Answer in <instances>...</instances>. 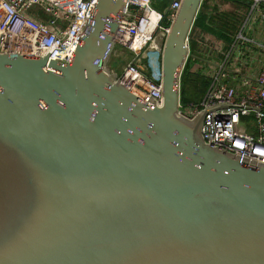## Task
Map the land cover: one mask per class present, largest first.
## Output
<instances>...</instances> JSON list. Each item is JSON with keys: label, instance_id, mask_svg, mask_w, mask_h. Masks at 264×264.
Here are the masks:
<instances>
[{"label": "water", "instance_id": "water-1", "mask_svg": "<svg viewBox=\"0 0 264 264\" xmlns=\"http://www.w3.org/2000/svg\"><path fill=\"white\" fill-rule=\"evenodd\" d=\"M202 4L182 0L154 108L108 67L128 0L98 1L68 64L0 52V264H264V163L179 109Z\"/></svg>", "mask_w": 264, "mask_h": 264}, {"label": "built area", "instance_id": "built-area-1", "mask_svg": "<svg viewBox=\"0 0 264 264\" xmlns=\"http://www.w3.org/2000/svg\"><path fill=\"white\" fill-rule=\"evenodd\" d=\"M98 1L0 0V52L29 57L48 55L61 64L72 62L93 22ZM154 1L158 0H128L126 17L118 13L109 17L110 22L119 25L118 32L113 33L109 25L104 29L106 37L113 35L116 45L132 54L121 73L109 67L111 72L151 108L163 104L162 67L156 70L151 62L161 60L165 41L182 5V0H170L159 10L153 6ZM246 1L249 9L244 22L231 49L223 54L222 63L216 61L221 63L219 71L210 72L211 81L198 103L182 102L180 80L179 109L188 118L205 113V141L247 160L246 166L251 167V163H264V58L256 71L235 72L227 64L237 44L238 47L245 42L257 43L264 35V0ZM187 43L190 56V37ZM260 45L264 47L263 42Z\"/></svg>", "mask_w": 264, "mask_h": 264}, {"label": "rangeland", "instance_id": "rangeland-1", "mask_svg": "<svg viewBox=\"0 0 264 264\" xmlns=\"http://www.w3.org/2000/svg\"><path fill=\"white\" fill-rule=\"evenodd\" d=\"M157 2L158 1H154L153 6L160 9L158 7L160 4L158 5ZM247 3L248 1L246 0H207L203 4L201 12V21L203 25L198 28L200 30V36L198 40L196 36L197 48L195 51H191L189 56L191 57V54L196 56L191 59L193 67V69H191V72L193 73L191 74V78H197V80H199L197 88L189 90L193 94H198L201 91L202 86L204 87L201 82L202 80H205L204 82H206V74L210 69L215 72L219 71L223 54L227 51V49L221 48L223 45L222 40H226V42L229 43L228 41L233 39V37L237 34L249 9L246 5ZM115 51L116 52H114L111 56L108 67L111 69L113 68L116 73L119 74L121 73L123 66L131 59L132 54L120 45H116ZM213 55H215V57H213ZM213 58H217V61L221 63L216 64V62H213V64H208L203 60L206 59V61H209V59ZM161 62L162 58L161 60L151 62V66L158 70L162 67ZM228 69L236 72L233 64H230ZM201 96L202 94H200L199 97L198 95L188 97L193 98L195 100H193V104H195L199 102L198 100H200Z\"/></svg>", "mask_w": 264, "mask_h": 264}, {"label": "crops", "instance_id": "crops-1", "mask_svg": "<svg viewBox=\"0 0 264 264\" xmlns=\"http://www.w3.org/2000/svg\"><path fill=\"white\" fill-rule=\"evenodd\" d=\"M167 5L170 3V0H165ZM241 1V0H240ZM159 5V2H157ZM249 3V2H248ZM246 4L247 6L249 4ZM166 5V6H167ZM164 6V8L166 7ZM163 8V9H164ZM45 16V15H43ZM198 33V34H197ZM197 36V40L199 39L200 36V30L197 29V32L195 34V38ZM222 47L223 49H227V52L229 51L228 49H231L232 44L234 43V37L231 41V43H227L226 40H222ZM264 43V35H261L257 43H241L239 46L235 49L234 55L229 58L227 61L228 66L230 64H233L234 70H242V71H256L260 63L262 62V59L264 58V47H262L260 44ZM208 48V47H207ZM209 52V51H208ZM211 52V50H210ZM215 57V55H213ZM206 63H212L217 61V58L209 59V61H206V59H203ZM190 69H193L191 66ZM255 69V70H254ZM212 70L210 69L209 72L206 74V78L210 79L211 78V72ZM206 92V91H205ZM204 95V94H203ZM202 95V96H203ZM202 98V97H201ZM200 101V100H198ZM186 103H194V101H188Z\"/></svg>", "mask_w": 264, "mask_h": 264}, {"label": "trees", "instance_id": "trees-1", "mask_svg": "<svg viewBox=\"0 0 264 264\" xmlns=\"http://www.w3.org/2000/svg\"><path fill=\"white\" fill-rule=\"evenodd\" d=\"M207 1V0H205ZM205 1L203 2V4L205 3ZM160 6H158L160 9L159 10H163L164 6L167 5L166 1L165 0H158ZM203 4L201 6V9L199 11V14H198V17L195 21V24H194V27L192 29V32H191V35H190V48H191V51H195L196 48H197V40L195 38V34L197 32V29L203 25L202 24V21H201V15H202V7H203ZM158 9V8H157ZM199 30V29H198ZM198 34V33H197ZM194 35V36H193ZM230 41H232V39H230L228 42L231 43ZM192 56L189 57L188 59V62L185 66V69L182 73V77H181V98H182V102L186 103L188 101H193L194 99L193 98H190V97H194V95H198V97L200 96V94H204L205 91L207 90L208 88V85L210 83V79L207 78L206 82H204L205 80H202V84L204 85V87L202 86V89L201 91L198 93V94H193L192 92H190L189 90H194L197 88V83L199 80L196 79H193L191 78V74H193L191 72V69L190 67L192 66V61L191 59H193V57H196L194 54H191ZM190 93V94H189ZM193 95V96H192ZM190 96V97H188ZM202 97V96H201ZM200 97V99H201ZM195 101V100H194Z\"/></svg>", "mask_w": 264, "mask_h": 264}]
</instances>
